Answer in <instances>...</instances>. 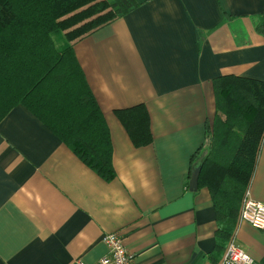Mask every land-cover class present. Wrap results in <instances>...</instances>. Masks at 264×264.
I'll list each match as a JSON object with an SVG mask.
<instances>
[{
	"label": "crops",
	"instance_id": "crops-1",
	"mask_svg": "<svg viewBox=\"0 0 264 264\" xmlns=\"http://www.w3.org/2000/svg\"><path fill=\"white\" fill-rule=\"evenodd\" d=\"M137 1L75 45L110 129L112 181L24 105L0 122V264H97L108 233L122 237L133 264L222 259L211 193L190 187L192 156L215 118L214 78L264 81V0ZM140 103L154 141L136 147L115 111ZM248 189L264 203V134ZM232 236L264 264V230L238 214Z\"/></svg>",
	"mask_w": 264,
	"mask_h": 264
},
{
	"label": "trees",
	"instance_id": "trees-1",
	"mask_svg": "<svg viewBox=\"0 0 264 264\" xmlns=\"http://www.w3.org/2000/svg\"><path fill=\"white\" fill-rule=\"evenodd\" d=\"M141 3L137 0H0V122L24 105L106 181L116 177L104 113L75 45ZM257 30L264 35V12ZM216 114L192 163L206 156L199 186L217 213L215 255L223 253L257 162L264 134V81L214 78ZM136 147L154 141L145 103L117 109ZM246 190V191H245ZM244 194V195H243Z\"/></svg>",
	"mask_w": 264,
	"mask_h": 264
},
{
	"label": "built area",
	"instance_id": "built-area-1",
	"mask_svg": "<svg viewBox=\"0 0 264 264\" xmlns=\"http://www.w3.org/2000/svg\"><path fill=\"white\" fill-rule=\"evenodd\" d=\"M239 220L247 221L254 227L264 230V203L253 199L249 189L245 192L239 212ZM107 253L97 264H133V256L128 251L124 241L118 233H108L103 237ZM71 264H88L84 260L76 259ZM217 264H261L248 251L238 246L233 236L225 249L222 259Z\"/></svg>",
	"mask_w": 264,
	"mask_h": 264
},
{
	"label": "water",
	"instance_id": "water-1",
	"mask_svg": "<svg viewBox=\"0 0 264 264\" xmlns=\"http://www.w3.org/2000/svg\"><path fill=\"white\" fill-rule=\"evenodd\" d=\"M206 160V156H201L198 160H196L192 167V174L190 179V187L192 190H197L199 187V178L201 174V170L203 167V164Z\"/></svg>",
	"mask_w": 264,
	"mask_h": 264
},
{
	"label": "bare ground",
	"instance_id": "bare-ground-1",
	"mask_svg": "<svg viewBox=\"0 0 264 264\" xmlns=\"http://www.w3.org/2000/svg\"><path fill=\"white\" fill-rule=\"evenodd\" d=\"M246 191V190H245ZM244 195V194H243Z\"/></svg>",
	"mask_w": 264,
	"mask_h": 264
}]
</instances>
